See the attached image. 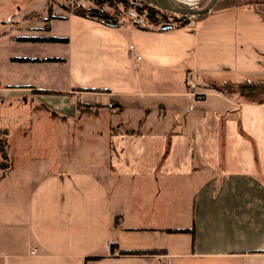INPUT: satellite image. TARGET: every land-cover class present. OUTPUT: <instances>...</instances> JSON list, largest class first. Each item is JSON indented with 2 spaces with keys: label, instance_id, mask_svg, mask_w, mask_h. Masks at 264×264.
<instances>
[{
  "label": "crops",
  "instance_id": "1",
  "mask_svg": "<svg viewBox=\"0 0 264 264\" xmlns=\"http://www.w3.org/2000/svg\"><path fill=\"white\" fill-rule=\"evenodd\" d=\"M34 2L0 26V99L105 110L114 146L99 174L60 138L14 163L0 119V264H264V0L165 31Z\"/></svg>",
  "mask_w": 264,
  "mask_h": 264
},
{
  "label": "rangeland",
  "instance_id": "2",
  "mask_svg": "<svg viewBox=\"0 0 264 264\" xmlns=\"http://www.w3.org/2000/svg\"><path fill=\"white\" fill-rule=\"evenodd\" d=\"M46 1L48 3V10L51 9V11L52 8L54 9L55 7H60L68 11V8L73 9L77 6H91V3L84 0ZM27 3L28 0H0L1 28L5 29L8 27L10 18ZM205 4L206 3H203L200 7ZM33 5L34 6L29 9L31 12L37 8H40L37 9V11H39L42 8L41 0H35ZM126 17L129 18L128 16ZM203 95L205 96V94H201L200 97H203ZM59 116L61 115L52 113L48 108H40V110H37L31 103L19 102L14 104L10 101L0 99V119L1 121L9 122V126L12 128V137L11 140H9L12 149V162L17 163V161L21 160V154L25 152H29L30 157L33 155L32 150L36 149L40 150V152L47 151L48 145L52 143L54 139L60 138L59 141L62 142L61 149L66 150V156L64 157L62 155L61 157L62 164L59 166L60 169L64 170L71 167V169H84L87 172L99 174L101 166H108L109 157L107 156V152L109 151V147L114 146L113 143L108 144V140L105 137V135L108 134V126L101 122L103 121L105 123V121L109 119L108 112L99 109H82L77 112L75 119ZM39 118L40 124L38 123ZM90 121H93V124L91 123L93 126L92 134H89L92 138L85 136V132L87 131L86 127L88 126L87 123ZM21 129L27 130V135L30 137L29 140L25 139L24 134L21 135L19 132ZM70 153L71 155H69ZM69 161L74 162L68 166L66 163H70ZM72 166L77 167L74 168ZM162 195L163 194H161V196Z\"/></svg>",
  "mask_w": 264,
  "mask_h": 264
},
{
  "label": "trees",
  "instance_id": "3",
  "mask_svg": "<svg viewBox=\"0 0 264 264\" xmlns=\"http://www.w3.org/2000/svg\"><path fill=\"white\" fill-rule=\"evenodd\" d=\"M91 3L89 7L77 6L76 8H68L67 10L77 16L84 17L93 21H97L109 27H120L124 22L129 21L136 27L142 30L157 29L162 31L161 27L166 24H171L174 28L185 27L190 19H203L208 14L199 15L194 17H185L162 11L150 3L144 0H84ZM244 0H219L213 10H227L242 4ZM212 10V11H213ZM35 18H39V15L33 14ZM128 16L129 18H127ZM51 18V10H49V16ZM50 42L65 43L66 39L51 38L47 39ZM21 62H28V59H18ZM49 61H54L50 59ZM221 133L223 137L224 123L221 124ZM8 131L0 129V169H7L9 167L8 157ZM193 235L195 230H191ZM134 254H141L131 252Z\"/></svg>",
  "mask_w": 264,
  "mask_h": 264
},
{
  "label": "water",
  "instance_id": "4",
  "mask_svg": "<svg viewBox=\"0 0 264 264\" xmlns=\"http://www.w3.org/2000/svg\"><path fill=\"white\" fill-rule=\"evenodd\" d=\"M150 3L152 6L176 15L185 17H194L199 15H205L211 12L217 5L219 0H198L195 2L190 1H180V0H144ZM203 3L204 6L200 7ZM174 26L171 24H166L161 27L163 31L170 30Z\"/></svg>",
  "mask_w": 264,
  "mask_h": 264
},
{
  "label": "built area",
  "instance_id": "5",
  "mask_svg": "<svg viewBox=\"0 0 264 264\" xmlns=\"http://www.w3.org/2000/svg\"><path fill=\"white\" fill-rule=\"evenodd\" d=\"M129 56H130V58L132 59V60H141L142 59V57H140L137 53H136V51H135V48H130V50H129ZM195 86H193V85H191V88L193 89ZM193 95H195V97H197L198 95H196V94H193ZM198 97H200V96H198ZM166 264H170V262H167Z\"/></svg>",
  "mask_w": 264,
  "mask_h": 264
},
{
  "label": "bare ground",
  "instance_id": "6",
  "mask_svg": "<svg viewBox=\"0 0 264 264\" xmlns=\"http://www.w3.org/2000/svg\"><path fill=\"white\" fill-rule=\"evenodd\" d=\"M180 1H190V2H195L197 0H180Z\"/></svg>",
  "mask_w": 264,
  "mask_h": 264
}]
</instances>
